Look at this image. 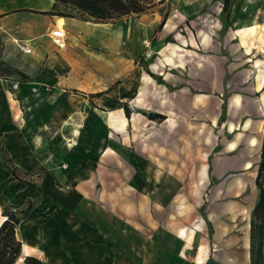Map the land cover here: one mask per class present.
<instances>
[{
  "label": "crops",
  "instance_id": "obj_1",
  "mask_svg": "<svg viewBox=\"0 0 264 264\" xmlns=\"http://www.w3.org/2000/svg\"><path fill=\"white\" fill-rule=\"evenodd\" d=\"M52 3L0 0V33L12 37L10 31L17 33V25L29 15L36 18L25 36L43 34L34 24L38 28L53 24L54 30L58 17L24 10L46 11ZM170 4L171 11L160 30L156 31V26L161 17L152 13L129 37L136 46L147 40L157 45L153 51L157 61L153 65L149 62L148 69L162 83L148 75L137 60L134 66L111 70L109 87L91 94L100 102L94 118L99 125L70 128V133H77L78 145L65 149L64 157L58 158L51 171L44 163L54 164V150L50 145L40 147L39 135L32 139V145L39 146L36 150H31L33 146L26 148L19 135L1 138L5 161L0 159V181L13 177L3 164L15 168L19 184L28 186L41 199L62 203L70 214L64 217L66 226L74 225L71 228L83 232L79 253H49L43 237L46 231L43 233V227L30 220L32 209L16 229L22 254L15 264H24V256L44 264H251V220L258 200L255 178L264 129L249 137L244 130L237 131L231 139L236 123L220 121L223 99L217 93L222 78L214 71L219 65L210 58L190 60L188 54L198 45L209 52V31L204 26L223 15V0H171ZM257 15L262 17V24L256 26L264 30V7ZM62 19L63 29L67 25L72 31L68 25L76 20ZM95 32L96 36L103 35L105 28H96ZM31 40L20 48L27 46L31 51ZM43 82L17 83V91ZM5 83L12 81L0 79V90ZM99 92L100 96H94ZM73 93L81 97L78 90ZM123 104L129 105V118ZM149 113L163 119H149ZM22 176L32 178L34 187ZM209 181L217 184L206 193L204 185ZM128 183L138 189L134 190L136 194ZM248 186L253 187V194ZM122 212L126 215L124 235L135 237L128 245L135 248L136 258L119 250L111 240L110 233L117 231L113 214ZM70 216H75L79 224L69 222ZM135 218L141 220L137 225Z\"/></svg>",
  "mask_w": 264,
  "mask_h": 264
},
{
  "label": "rangeland",
  "instance_id": "obj_2",
  "mask_svg": "<svg viewBox=\"0 0 264 264\" xmlns=\"http://www.w3.org/2000/svg\"><path fill=\"white\" fill-rule=\"evenodd\" d=\"M263 5L264 0H231L227 14L222 12L219 20L209 24L206 22L207 25L204 26L209 31L207 33L211 44L209 52L205 53L198 45L193 52L188 53L191 56L190 60L210 58L215 65H219L214 71L222 78L219 83L221 89L217 93L223 99L220 121L230 119L232 125L236 123V131L230 133L231 139L237 131L244 130L245 135L249 137L259 134L264 129V81L262 82L264 43H253L248 39L250 50L247 51L236 34L238 29L250 26L259 29L256 25L262 24V17L257 14ZM152 15L151 13L133 21L126 29L120 24L96 26L90 22L76 20V23L68 25L72 31L64 25L66 31L64 48L56 46L51 38L53 24L42 28L34 24L43 34L38 36L36 32L34 36H25L35 21L36 17L32 15L25 17L17 25L20 29L17 33L10 31L12 37L0 33L5 42L3 59L23 71L28 77L27 82L37 79L44 81L37 87L32 84L26 85L20 91H17L18 87H13L17 83L4 84L0 90V145L2 137L16 134L23 139L26 148H31L33 137L39 135L40 147L50 145L55 155L54 164L52 161L45 162L44 166L49 171L56 167V161L59 157H64L65 149L78 145L77 133H70V128L81 130L94 123L99 125L94 118L96 104L100 102L91 97V94L98 92L96 90L99 88L109 87L110 71L117 67L119 70L122 67L134 66L139 56L150 60L152 65L156 63L157 55L153 53L157 49L156 44L153 45L151 40H147L136 46L129 38L134 32L137 33L140 22L150 19ZM256 15L259 17L255 19ZM192 24L197 25L194 22ZM97 27L105 28V34L96 36ZM196 34L198 33H194V36ZM27 39H32L28 44L34 42V45L30 52L25 53L20 45H24L23 42ZM59 81L60 84L57 85ZM74 90H78L81 97L74 96L76 94L73 93ZM136 111L137 109L132 110ZM37 148L34 145L31 150ZM0 159L5 161L1 149ZM42 175L40 172V177ZM13 177L8 176L4 181H0V219L3 218L2 211L5 208L16 209L26 205L27 200H31L34 212L30 220L36 222L38 227H43V233L46 231L43 237L44 242L48 243V252L77 254L82 251L83 242L80 239L83 235L82 229L78 226L79 233V229L71 228L72 225L66 226L64 217L70 214L68 215L62 208V203L41 199L34 195L28 186L19 184L17 177ZM22 178L27 184L33 181L29 176ZM216 184V181L206 182L204 185L206 193ZM128 185L131 186H129L131 192L135 193L134 190H138L132 184ZM248 190L253 194V187L248 186ZM101 201V204L104 203ZM202 205L204 208L206 202ZM79 214L76 213V216H83ZM113 216L114 230L117 231L110 233L111 240L120 247L119 250L136 258L135 248L131 249L128 245L135 237L131 234L132 238L124 235L125 213H114ZM69 218V222L79 224L75 216ZM140 221L139 218H135L134 223L137 225ZM103 249L106 248L103 246Z\"/></svg>",
  "mask_w": 264,
  "mask_h": 264
},
{
  "label": "trees",
  "instance_id": "obj_3",
  "mask_svg": "<svg viewBox=\"0 0 264 264\" xmlns=\"http://www.w3.org/2000/svg\"><path fill=\"white\" fill-rule=\"evenodd\" d=\"M171 0H53L51 7L46 11H35L24 9L36 14L61 17L64 19H74L93 24H111L113 26L122 25L123 29L142 15L158 13L160 21L156 26V31L160 30L170 11ZM231 6V0H223V12ZM4 42L0 34V79L12 81L14 83L27 82L28 77L23 71L3 59ZM139 65L157 83H162V79L148 69L150 60H145L141 56L137 59ZM96 93L94 96H100ZM126 117L129 118V106H121ZM149 119L160 120L163 116L149 113ZM85 161L83 162V167ZM3 167L15 176V168L3 164ZM255 184L258 189V200L253 209V219L251 220V264H262V240L264 230V132L261 145L260 160L258 163ZM34 187L32 184H29ZM39 192L41 190L39 189ZM33 209L32 201L27 200V204L17 209L5 208L2 211L3 221L0 224V264H15L22 254V243L16 237V229L19 224L26 219ZM17 227V228H16ZM24 264H44L32 256H24Z\"/></svg>",
  "mask_w": 264,
  "mask_h": 264
},
{
  "label": "bare ground",
  "instance_id": "obj_4",
  "mask_svg": "<svg viewBox=\"0 0 264 264\" xmlns=\"http://www.w3.org/2000/svg\"><path fill=\"white\" fill-rule=\"evenodd\" d=\"M56 25H57V29L59 30H62L64 31L63 29V19L61 17H58L57 18V22H56ZM96 26H103V25H96ZM107 26V25H105ZM98 28V27H97ZM100 28V27H99ZM55 30V29H54ZM237 34H238V37L241 41V43L243 45H245L244 47L246 48L247 51H249V45L247 44V39L250 38V39H253V40H256V41H260L262 43H264V30H260L258 29L257 27L255 26H250L248 28H241V29H238L237 30ZM247 44V45H246ZM264 81V78L262 79ZM107 124H110V122L108 121ZM40 134V133H39ZM42 136V135H41ZM51 142V141H50ZM49 142V143H50ZM39 144V143H38ZM35 145V144H34ZM40 146V145H39ZM38 146V147H39ZM46 147V146H45ZM49 147V146H47ZM50 149V148H49ZM48 149V150H49ZM11 150L14 152V149L11 147ZM39 150V149H38ZM43 150V149H42ZM45 151V150H44ZM40 153V152H39ZM47 153V152H46ZM48 154V153H47ZM40 157V155H38ZM45 156V155H44ZM46 158V157H45ZM47 159V158H46ZM45 159V160H46ZM48 160V159H47ZM3 221V218L0 219V224L1 222ZM17 228V227H16ZM16 234V233H15ZM18 235L20 236V233H18ZM37 249V248H36Z\"/></svg>",
  "mask_w": 264,
  "mask_h": 264
},
{
  "label": "built area",
  "instance_id": "obj_5",
  "mask_svg": "<svg viewBox=\"0 0 264 264\" xmlns=\"http://www.w3.org/2000/svg\"><path fill=\"white\" fill-rule=\"evenodd\" d=\"M53 29L55 30L51 31V38L54 44L58 46L59 48H63L65 46V41H64L65 31L59 30L55 27ZM21 49L25 53L30 52V48L27 46H22ZM13 87L16 88L17 84H15Z\"/></svg>",
  "mask_w": 264,
  "mask_h": 264
}]
</instances>
